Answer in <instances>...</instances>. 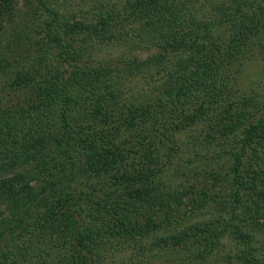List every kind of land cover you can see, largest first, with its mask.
<instances>
[{
	"label": "trees",
	"instance_id": "trees-1",
	"mask_svg": "<svg viewBox=\"0 0 264 264\" xmlns=\"http://www.w3.org/2000/svg\"><path fill=\"white\" fill-rule=\"evenodd\" d=\"M254 54L264 0H0V264H264Z\"/></svg>",
	"mask_w": 264,
	"mask_h": 264
},
{
	"label": "rangeland",
	"instance_id": "rangeland-1",
	"mask_svg": "<svg viewBox=\"0 0 264 264\" xmlns=\"http://www.w3.org/2000/svg\"><path fill=\"white\" fill-rule=\"evenodd\" d=\"M146 54L144 53V56ZM239 76H238V87L240 92L241 91H254L257 90L258 93L262 94L261 89L258 90L259 85L264 84V59L263 56L259 54H254L252 57L245 59L240 68H239ZM186 134L179 133L177 134V140H178V145L184 143L186 140L185 138ZM164 155V154H163ZM168 159V158H167ZM164 159L159 157L158 160H156L157 165H162L165 163H168L170 161L169 159ZM174 163L172 166H176V161H173ZM185 172V170H184ZM197 173V172H196ZM195 172H186L185 174L181 173V170H178L177 168L167 171V173L163 176H159L158 178H161L165 180L166 184L169 185L168 187L170 188H177L181 184H185V180L191 179L193 181L194 179H197V176L194 177ZM202 179V178H201ZM199 179V181L201 180ZM190 181V180H189ZM191 181L189 183H191ZM120 257H127V255H120ZM156 264H165V263H159L158 261Z\"/></svg>",
	"mask_w": 264,
	"mask_h": 264
}]
</instances>
